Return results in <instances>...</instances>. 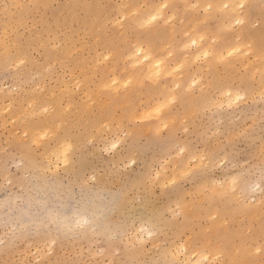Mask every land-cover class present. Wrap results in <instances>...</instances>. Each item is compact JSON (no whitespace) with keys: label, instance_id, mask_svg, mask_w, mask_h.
<instances>
[{"label":"rangeland","instance_id":"1","mask_svg":"<svg viewBox=\"0 0 264 264\" xmlns=\"http://www.w3.org/2000/svg\"><path fill=\"white\" fill-rule=\"evenodd\" d=\"M74 1L40 0L34 6L32 0H0L1 20L8 12L15 18L25 10L33 14L19 33L4 36L11 54L3 59L12 60L0 62V264H264V0H248L253 30L246 37L259 52H246V64L236 66L235 74L220 65L246 97L187 111L175 100L164 127L154 118L133 121L115 110L110 129L93 130L81 140L76 137L86 130L75 124L77 117L86 118L88 105L96 109L83 76L99 80L93 68L110 61L103 32L119 40L127 20L123 9L133 0H80L89 11L79 9L71 20L63 9ZM189 2L193 15L203 17L204 9ZM163 10L167 28L183 24L171 18L170 4ZM215 24L204 22L212 43ZM238 25L227 35L235 42L245 37L232 36L240 32ZM253 33H260L259 41ZM161 46L170 51L167 41ZM50 50H65L64 57L52 59ZM209 75L200 74L188 91L212 93ZM51 93L61 100L66 124H74L64 138L73 148L67 164L43 158L53 142L44 151L27 139V124L40 127L44 114L14 117L19 104ZM184 248L208 257L186 259Z\"/></svg>","mask_w":264,"mask_h":264},{"label":"bare ground","instance_id":"2","mask_svg":"<svg viewBox=\"0 0 264 264\" xmlns=\"http://www.w3.org/2000/svg\"><path fill=\"white\" fill-rule=\"evenodd\" d=\"M189 1L161 0V2H153L152 0H144L145 7H142L139 0H133L127 8L123 9L122 14L124 18L127 17V20L125 19L126 22L123 24L124 30L119 40L115 42V39L108 37L107 33L103 32L107 52L105 56H109L110 61L105 66L97 65L93 68V76L99 77L97 82L93 77L91 78L86 74L83 76L82 81L85 86L86 97L91 100L89 101L90 104L92 101L95 103L94 107L96 109H93V104L88 105L86 106V118L77 117L75 124L81 125L86 130L83 136L76 137L77 140H81L83 137L84 139L91 138L90 134L93 130L100 132L107 127L110 129L108 118L112 116L115 110L125 111L129 114L130 118L132 117L133 121L138 118H154L155 124L158 127H164L173 115L171 107L175 100H179L184 110L187 111L190 109L197 110L203 104L209 107L216 105L223 106V104L232 105L234 102L241 100L242 97H246L245 92L239 94L237 90H234L226 79L225 73H222V70H230L231 73L235 74L237 71L236 66L241 63L246 64V59L244 58L246 52L257 54L260 50V47L256 45L250 47L253 41L246 37V35L252 36L250 31L253 30L251 29L252 14L249 10L250 2L248 0H195L196 8L204 9V16L200 17L193 15L195 9H191ZM32 2L34 6L41 4L40 0H32ZM164 4H170L171 18L179 17L181 21L183 20V24L178 26L176 30L166 27L167 24L163 19ZM180 5L183 7V11L179 10ZM121 6L119 7L121 8ZM124 7H126L125 4ZM26 8L29 9V6H26L24 10ZM89 8L90 6L86 2L75 0L73 5L67 6L63 10L66 13L68 12V16L72 20L79 9L89 11ZM242 8L244 9V13L241 14L239 11ZM30 15L33 14L25 10L24 14L16 15L17 18H15V15L8 12L6 20L0 19V49H3V52H0V62L4 60L7 64L12 60L9 58L3 59L4 56L11 54L7 43H5L4 36L9 33H19V29L25 25L26 18ZM97 19L98 16L95 20ZM213 20H216L215 30L213 31L214 39L216 40L214 43L208 38L209 30L204 26V22ZM235 22L239 24L237 30L240 32L232 36L241 38L245 34L244 39L239 42L232 41L230 37H227L228 32H234L231 29L234 28ZM118 27L120 28V26ZM50 31L51 26H46L44 29L45 34H49ZM172 31H175V35L179 34L182 39L176 41V36L174 37ZM253 34V40L259 41L260 33ZM166 41L168 42L170 51H167L165 46L157 47L159 42L165 44ZM240 51L242 53L237 56V53ZM64 52L65 50L58 52L50 50L49 57L52 59L63 58ZM105 56L103 54V57ZM100 58L103 59L102 57ZM105 59L106 57L103 61L108 60ZM224 59H227L225 64H223ZM17 63L12 67H16ZM18 64L21 65L20 63ZM220 65H223L222 70H220ZM257 72L259 71L257 70L255 73ZM200 74L201 77L206 74L207 78L208 74H210V80L207 81V85L212 90V93L205 92L202 89L199 94L188 91L192 84L195 85L197 83L196 78H199ZM261 74L264 75V65L262 66ZM45 82L46 79L42 83L44 84ZM74 82L71 84H74ZM83 83L81 82V85ZM36 87L39 88V86ZM44 90L41 89L40 91L43 92ZM215 90H218V92ZM76 91L79 90L76 89ZM50 95L48 97L32 96L27 101V105L19 104L18 110H16L17 114L15 112L14 117L19 120L21 118L19 115L21 114L30 117L36 114H44L43 121H39V123H42L40 127L36 126V124H27L30 137L27 139L32 144H41L44 151L53 142L54 148L52 152L50 155L44 153L45 156L43 158L48 161V164L52 162V165H54V161L55 163L57 161V164L58 162L67 164L70 161V152L73 148H71L68 142H64V138L71 133L74 124H66V116L61 107L60 98H57L53 94ZM8 109L12 110L13 108L10 109L8 107ZM6 114L10 117V112ZM103 119H105L104 123H102ZM13 120L12 118L10 122ZM128 121L131 122L132 120L129 119ZM62 129L64 130V135H62ZM25 130L24 133H27V129ZM18 131H15V133ZM16 135H20V133ZM29 162L32 164L30 160ZM88 221L90 222V220ZM86 223L88 224L87 221ZM222 240L221 238L220 241L222 242ZM221 246L225 247L223 243ZM184 249L186 250V248ZM203 257H208V255L206 253L202 254L197 253V251L186 250V259L191 260L195 258L201 260Z\"/></svg>","mask_w":264,"mask_h":264}]
</instances>
